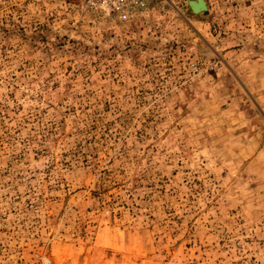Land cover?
Returning a JSON list of instances; mask_svg holds the SVG:
<instances>
[{"label":"rangeland","instance_id":"374dc122","mask_svg":"<svg viewBox=\"0 0 264 264\" xmlns=\"http://www.w3.org/2000/svg\"><path fill=\"white\" fill-rule=\"evenodd\" d=\"M0 264H264V0H0Z\"/></svg>","mask_w":264,"mask_h":264},{"label":"built area","instance_id":"2783aa9c","mask_svg":"<svg viewBox=\"0 0 264 264\" xmlns=\"http://www.w3.org/2000/svg\"><path fill=\"white\" fill-rule=\"evenodd\" d=\"M82 3L92 13L127 19L135 11L147 7L150 0H82Z\"/></svg>","mask_w":264,"mask_h":264}]
</instances>
